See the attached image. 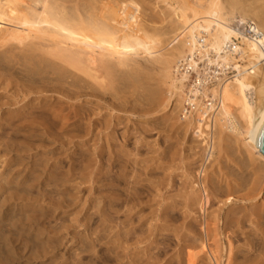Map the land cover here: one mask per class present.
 Listing matches in <instances>:
<instances>
[{"label": "rangeland", "instance_id": "1", "mask_svg": "<svg viewBox=\"0 0 264 264\" xmlns=\"http://www.w3.org/2000/svg\"><path fill=\"white\" fill-rule=\"evenodd\" d=\"M61 1L80 6L82 11L75 13L83 17L92 19L98 11L99 0H95L96 11L92 8L96 3L89 4L94 0ZM133 1L142 3L144 9L149 4L145 11L153 16L146 13L147 17L156 15L157 19L149 17L148 22L151 28L161 29L162 42L156 52L147 54L140 36L125 27L122 43L130 52L126 74L116 75L110 89H104L109 95L106 101L84 96L68 99L58 93L59 85L34 68L40 60L34 66L20 60L24 46L15 49L21 53L18 61L7 63L0 56V264H190L194 251L201 254L198 264H210L199 244L197 222L202 219L194 213L209 218L214 206L222 208V222L230 209L246 216L241 245L246 236L259 238L254 225L264 213V157L255 150L251 155L240 141L227 135L210 159L203 161L206 153L199 140L177 121L174 94L167 103L171 81L165 78L160 62L167 56L173 59L169 49L179 43L177 38L168 46L174 34L170 7L166 0ZM225 1L245 7L253 19L264 16V0ZM148 31L153 37V29ZM232 68L227 67L224 77L210 81L207 88L211 91L232 80L236 73ZM197 105L193 102L185 112L196 116ZM215 109L208 111V124L213 123L220 105ZM84 110L95 118V111L100 112L111 125L88 132L86 120L80 121ZM79 123L80 127L73 126ZM202 162L211 178L223 175L231 183L245 182L232 196L254 189L253 198L226 205L216 199L212 207L207 205L212 208L208 212L197 210L198 205L190 209L195 190L190 182ZM254 204L260 208L252 209L257 207ZM222 242L225 246L226 238Z\"/></svg>", "mask_w": 264, "mask_h": 264}, {"label": "bare ground", "instance_id": "2", "mask_svg": "<svg viewBox=\"0 0 264 264\" xmlns=\"http://www.w3.org/2000/svg\"><path fill=\"white\" fill-rule=\"evenodd\" d=\"M97 3L95 0L89 1L90 6L94 5L93 9L99 4L97 14L95 13L96 15L91 19L81 14L77 15V11H82L77 4L67 5L58 0H0V47H4L0 56L9 63L18 61L15 59L19 58L21 53H25L20 60L30 62L32 66L40 60L39 66L34 68L44 73L42 76L56 82L59 85V90L56 91L68 99H79L84 96L106 101L109 95L105 93L108 90L104 91V89H110V83L116 75L126 74L124 67L127 65V56L130 52L125 51L122 43L126 37L125 27L128 25L134 35L140 36V46L147 54L156 52V48L162 42L163 32L154 26L151 28L148 18L153 14L147 13L148 9L147 12L145 11L149 4L146 5L147 7L144 5V9L142 3L133 0H99ZM166 3L170 7L168 16L173 18L174 28L173 38L168 46L177 38L179 43L169 49L173 59L170 60L167 56L160 63L165 78L171 81L169 88L167 87L169 89L167 103H170L174 94V100L176 99L179 106L178 120H176L186 132L190 131L195 140H199L206 153L204 158L201 155L203 161L205 157L210 159L227 135L240 141L251 155L255 150L264 157L258 147V137L264 126V16L258 14L257 20L253 19L249 17L245 7L225 0H166ZM135 12L137 15L134 17L132 14ZM146 13L150 14L149 17ZM152 16L150 20L157 19L156 15L154 18ZM247 20H253L258 25L257 30L263 32V36L254 37L240 26ZM148 29H153V37L147 34ZM157 33L159 35L156 37ZM23 46L21 53L20 50L19 53L15 51ZM38 51L42 55H39ZM211 51L216 54L210 61L222 66L232 63L238 72L232 80L225 81L211 90L220 109L213 117V123L208 124V111L214 108V102L208 105L206 99L205 103L197 99L198 93L202 92L200 89L204 87L202 83L205 75L196 77L195 84L189 90L190 96L187 94V100H182L184 89H187L185 81L188 80V76L186 73L180 75L179 71L186 65L195 69L197 63L193 59L194 54L198 59H202ZM190 53L191 60H189ZM126 78L129 84L130 79L127 76ZM205 96L208 97L207 94ZM189 100L190 104L197 101L198 113L196 116L190 115V119L185 114V120H182L181 115L185 109L182 108V103ZM75 109L78 111L76 104ZM87 110L93 112L91 108ZM87 110L82 113L80 121L86 120L89 126L88 132L98 126L104 125L108 128L111 125L110 120H102L100 112L95 111L97 116L95 118L92 116L93 113ZM79 125L82 124L73 126ZM203 163L196 176H193L194 180L192 178L190 182L192 188H195L191 191L190 209L198 205L197 210L208 212L212 208L207 209V205L210 204L212 207L216 199L224 200L223 204L226 205L227 202L233 203L235 199L246 202L245 200L249 201L253 198L251 193L254 189L232 196L244 188L245 182L231 183L230 180L224 179L223 175L211 178L210 172ZM98 177L100 178V174ZM223 184L226 185L225 189ZM226 195L227 199H224ZM214 208L215 206L209 218H201L204 213L202 215H199V212L194 213L202 219L197 222L200 227L199 244L208 256L210 264H222L224 257L225 264H264V248L260 247L261 244L264 246V213L259 214L260 206L252 208H258L256 210L259 217L254 226L256 236L259 238L256 240L251 238L252 236H246L243 245L239 243L241 241L239 235L242 233L241 228L246 216L240 215L236 209V211L230 209L225 212L227 214L222 222V208L219 210ZM255 222L252 221V224ZM190 224L193 226L194 223L190 221ZM223 237L227 240L225 246L222 242ZM194 252H190L188 262L190 264H198L200 259V252Z\"/></svg>", "mask_w": 264, "mask_h": 264}, {"label": "built area", "instance_id": "3", "mask_svg": "<svg viewBox=\"0 0 264 264\" xmlns=\"http://www.w3.org/2000/svg\"><path fill=\"white\" fill-rule=\"evenodd\" d=\"M240 26L242 28H244L250 35H252L254 37L263 36V32L257 30V26L258 25L253 20H247L244 23H242ZM234 41L238 42L237 40H234ZM212 52H214V51H211L209 53H212ZM209 53L205 57L202 58V60L203 59H205V60H204V63L201 64V66L198 63V61H201V59H198V56L194 54L193 59L197 63L196 68L195 69L193 67L190 68V66H188V65H186V67L182 66L180 68L179 74L181 75V73H186V75L188 76V80L185 81L187 89H184V95H182V100H187L186 99L187 98L186 97L187 94H189V96H190L189 90H190L191 86H193L195 84L196 77L199 76V75H201V76L205 75L203 77L204 80H203V83H202V84H204V87L200 89L202 92H199L198 95L200 94L201 96H203L204 99H206V102L207 101L208 102L211 101V103L214 102V105H215L214 108H215L217 106V101L215 102V98L213 97V95L211 94L210 89L207 88V86H208L209 82L214 80V79L217 80V81H220L221 78L224 77V74H225V71L227 70V67L234 66V65H232V63H231L229 65L226 64L225 66H222L221 64H217L214 61L212 62V61H210V59H214L215 55L211 56V55H209ZM214 54H216V53L214 52ZM191 58H192V56H191V53H190L189 60H191ZM233 68H235V67H233ZM237 72L238 71L236 69V73L234 74V76L237 74ZM225 81H228V80L226 79ZM225 81H223V82H225ZM223 82H221V83H223ZM205 94H207L208 97H206ZM198 95H197V99L199 97ZM211 103H210V105H211ZM187 104H188V106L185 107V105H187ZM182 105H183L182 108H185L184 111H183V114H186L189 117L190 114L188 113V111L185 112V110H186V108H190V100L189 101H183ZM214 108H212L210 110H213Z\"/></svg>", "mask_w": 264, "mask_h": 264}, {"label": "water", "instance_id": "4", "mask_svg": "<svg viewBox=\"0 0 264 264\" xmlns=\"http://www.w3.org/2000/svg\"><path fill=\"white\" fill-rule=\"evenodd\" d=\"M258 147L260 148V151L264 154V126L262 130L260 131V134L258 137Z\"/></svg>", "mask_w": 264, "mask_h": 264}]
</instances>
